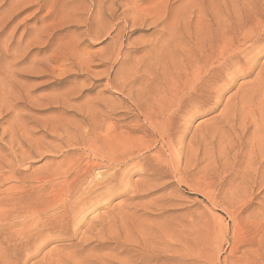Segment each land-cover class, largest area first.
I'll return each mask as SVG.
<instances>
[{"label": "rangeland", "instance_id": "obj_1", "mask_svg": "<svg viewBox=\"0 0 264 264\" xmlns=\"http://www.w3.org/2000/svg\"><path fill=\"white\" fill-rule=\"evenodd\" d=\"M118 1L119 0H110L108 3H105V5L107 4L104 11L106 13V18H104L105 20L101 22V24L95 7L97 0H0V160L6 158L7 161H12L11 163H13L12 166H14V168L26 167L27 173L42 171L47 162L51 160L59 162L63 158L59 153H55L56 155L53 154L54 157L51 156L49 150H53L59 145H62L63 141L70 136L69 134L78 131V133L80 132L84 135L85 132L90 131L94 133L95 137L98 135L108 137L113 133L116 134L117 125L119 124L122 126L121 131L125 137L120 149L126 152L124 153L125 156L123 160V162L126 163L125 167H123V163H118V167H114L111 166L108 161H105L104 164L106 163L107 168L106 165L103 166V164L102 167L95 170V172L98 173L96 174L97 177L95 182L97 180L101 181L107 179L108 177L111 178L113 174L115 177L113 179L114 181H112L113 183L110 187H107L108 189H98V192L96 191L97 193L95 192L92 195L94 197L90 198V201H88L90 204L87 203L86 207L85 205L81 206V209H84V215L82 211H80L81 209L79 210L80 214L78 213L79 211L76 212L75 216L77 218L74 220L77 222L72 221L67 225L69 227L62 226L63 229L61 227L58 229L53 228L41 233L39 230L37 231L39 227H36L32 221H28V232L31 233V235L34 233L32 236L35 237L33 239L31 237L29 240L30 242L27 241L29 243L26 244L24 249H21L24 245H21L19 248V244H22L21 241L24 243L26 239L24 238L25 236L22 235L20 238V234H18L17 236L19 237L17 238L15 233V236L11 238L12 240H5V238L2 239L0 236V264H178L179 262L181 264H257L256 261H258L259 264H264V186L259 185L256 181L251 184V181L253 182V174L251 173V177L248 173L246 174L247 179L248 176L250 178L248 181H242V179L238 178L240 175V178H242V176L245 178V173L247 171L252 172L257 166V161H259L255 160L256 157L259 159L257 141L264 140V127L261 129L262 126L259 124L261 122L259 121V115L256 109V100H254V106H247V108H249L248 110L244 106V101H247L248 99L246 98H249L251 95L249 93H252L255 89L253 88L255 87L253 84H257V82H255V77L263 75L262 77L264 78V50H262L264 49V43H257L258 45H254L255 49H253L254 52H252L257 53L253 54L251 52L248 54L249 57L251 54L253 55L250 57L251 59L247 56V58L250 59V61H248L250 63H246L243 59L240 60L242 61L241 63L245 65V68L243 66V68L241 67V63L240 65L237 63L234 67L232 65L227 71L224 73L222 72L221 76L226 79V84L222 82L224 80H222L223 78L221 77L219 80L222 83L220 82V84L218 81L216 82L218 84L213 83L209 88L205 89L203 96L205 98L201 101L202 96L199 95L198 92L195 94L193 93L192 82L184 88L186 91L184 89L181 91L179 88L173 91V87H175L174 82H176V80L179 86L181 84V80L178 79L177 75L178 72H182L181 68L184 66L180 63L182 56L176 59L175 65L174 63L172 65L170 59H167V65L170 69H168V73L169 71L172 73H169L170 76H168V73L162 76L160 66L157 64L152 65L150 63L151 59L147 60V58H145L144 63L140 65L136 63L144 54L143 48L148 44L146 42L153 36V32L158 28L155 27L156 25L150 24L148 20V24L147 21L143 23L141 21L133 22L131 18V7L136 8L135 10H137L138 6H143V10L149 8L146 10V13H148L151 8L157 7L155 5H159V2L162 0H156L157 3L154 2L155 0H138V2L137 0ZM126 1L128 4L125 3ZM179 1H182L181 4H179ZM120 2L123 6L126 5L123 7ZM166 2H168V21L174 22L177 20V22L170 23L171 28L177 31V34L185 31L186 26L185 28L183 27L182 20L188 13L185 15L182 14L181 7L182 4L187 3V0H168ZM204 3H208V0H205ZM145 5L147 6L145 7ZM189 6L187 11L190 12L192 20L187 29L193 32V22L195 14H197L196 9L198 6H194V4L192 6L189 4ZM124 8H129V11H125ZM154 9L152 10L153 12ZM139 10L140 8L138 11ZM143 10L139 13H142ZM177 11H180L177 13V15L180 14L179 16H176ZM102 25L108 27L110 33L95 36L94 34L97 30L102 28ZM117 28L120 31L119 35L115 36ZM117 45L122 47L121 55H126L125 61H128V57H130L127 63L125 61L122 63L124 60L123 55L121 57L122 59L119 56H115V51L119 47ZM258 48H261L262 51ZM125 51L126 53H124ZM223 52L224 50L220 51L219 54H215L211 59L206 60V62L200 59L197 63H193L192 66L185 64L186 73H190L191 68L203 64L204 67L200 75L203 74L201 75L202 77H205V75L207 76L206 72L210 71L208 69H213L219 65L215 59L223 54ZM112 56L114 57L112 58ZM254 56L255 59L253 58ZM133 59L137 61L134 60V63V61L132 62ZM145 61H148V64H145ZM177 62L178 65H181V68L175 70ZM184 63L185 62H183V64ZM131 64L132 67L133 65L135 66L133 69L137 67L142 69L144 66L151 65L150 67H152L159 76L156 81L165 79L164 83L158 85L161 89V93L163 92L161 95L163 97L160 99L161 102L159 101L158 105H156L150 113H147L144 108L140 110L137 104L141 103L139 94L143 92L147 97V101L153 102L152 97H149L148 93L154 90V86H149L145 80H143V85H141V83L138 84V82H140L139 79L136 80V83L135 79H133L134 75H130L131 77L128 75H124V77L121 76V72L128 68V65L130 67ZM120 65H122V67ZM237 65H239V68ZM248 66H250L249 68L252 70H250ZM174 70L178 72L175 73ZM229 70H233L234 73L232 71L229 72ZM241 70H244L245 73ZM246 72L248 73L246 74ZM232 75L236 76L232 78ZM166 76L169 79L168 81L166 80ZM187 76L189 77L190 74ZM171 77L174 78L172 79ZM125 80L127 81L125 82ZM133 80L134 82H132ZM248 81L252 82L249 84ZM107 82L110 83L107 84ZM111 82L119 83L123 86V89H119V87L115 86L113 87V85H110ZM262 82L264 83V81ZM123 84L127 86L124 87ZM195 84H197V82H195ZM215 85L216 87H214ZM218 85L222 86L221 89ZM240 85L243 90L245 89L244 92L239 88ZM167 86H170V89H167ZM224 87L226 88L224 89ZM124 88H127V90ZM129 88L130 92L128 90ZM216 88L219 89L218 92L212 91L214 89L216 90ZM127 91L129 94L126 93ZM210 91L213 94H211ZM205 92L207 94L209 93V95H206ZM179 93L181 95H179ZM215 93L218 94V97H216ZM234 93L237 94L234 95ZM219 94H222V96L219 97ZM62 95L63 97H61ZM256 95L257 94L254 93L253 97H257ZM192 96L194 98L197 97L199 104H197L198 102L195 103L203 109L197 106V110L196 107L194 108L195 104L191 101L194 100ZM208 96H210V101H208L209 99L204 100L208 98ZM67 98L70 99L69 102L66 101ZM190 101L191 103H189ZM229 101L231 103H228ZM185 102L187 106L183 104ZM209 102H211V104ZM177 103L180 104V106L177 105ZM222 103L225 106L228 104L227 107L229 110L225 109L227 107L224 105L223 107ZM234 103L240 106L241 109ZM188 104L189 106L192 104L191 107H189ZM209 104L212 105V109ZM141 105L144 106L145 103L142 102ZM159 105L160 108H158ZM231 106L234 108H231ZM164 107L165 110H163ZM179 108L182 111L179 110ZM183 109H185V112ZM169 111H171V113ZM224 112L226 117L223 116ZM88 113L96 115V124L87 117ZM183 113H185L184 115L186 116H184ZM174 114L176 117L174 116L173 118ZM227 114L229 115L227 116ZM217 115L218 117H215ZM243 115L246 116V119ZM145 117H147V119H145ZM219 117L222 118L220 119ZM155 118L156 120H154ZM216 118H218L217 121ZM242 118L243 120L245 119L243 123L240 122ZM164 120L166 121L165 123ZM250 120H252L253 123L249 122ZM223 121H225L227 125ZM170 122L172 123L170 124ZM217 123H219V127ZM221 123H223V126ZM49 124L51 126H49ZM164 125L167 128H164ZM171 125L174 126V128L176 127V131L173 127L171 128ZM214 127H216V129ZM242 128L245 130L246 134H248L247 136ZM112 130H114V132H112ZM248 130L251 131V133ZM234 132H237V134ZM174 133H178L177 136L174 135ZM167 136L168 138H166ZM179 136L184 137L178 139ZM248 138H250L251 141L248 140ZM257 138L258 140H256ZM233 139H235V142ZM228 140H231V142L233 141L232 143L230 142L232 145H229L230 143L228 144ZM237 140H239L240 144H238L239 142ZM168 141H173L172 149L174 150L169 151V149L166 148L165 145ZM57 142L59 144H57ZM182 142H184L183 145ZM243 145L246 149L243 148ZM222 146L226 148H222ZM223 149L224 151H222ZM159 150L160 152H157ZM82 151L83 150H77L76 153ZM251 151H254L255 154L254 152L251 153ZM170 152H173L172 154L174 155ZM241 152H246V159L243 153L241 155ZM178 154H182L183 156H178ZM224 154L227 157H225ZM250 155L253 157L255 156L254 160L251 161L252 164L254 162L253 165H251L248 160ZM18 156L20 158L24 156V160L19 164L15 163V158L17 159ZM233 156L235 157L233 158ZM240 157L248 161L243 162ZM185 158H188V160ZM237 158H239V160ZM126 160L129 163L132 161V163H130L131 165L127 163ZM133 161H137L139 164L137 162L133 163ZM242 163H244V165H242ZM239 164H241L242 167H240ZM248 164L251 167L248 166ZM177 165H179L180 168L177 167ZM146 166L151 171H149ZM236 166L237 168H235ZM238 166L242 170L247 168V171L245 170V172L243 171L244 173H241L242 170L239 169ZM253 166L254 168H252ZM123 168H125V170L128 169L126 170L127 173ZM248 168H250V170ZM4 170H6V168ZM110 170L111 175H109ZM142 170L144 172H140ZM99 172L101 174H99ZM113 172H116V174L118 172V174L116 175ZM151 173H153V175ZM119 174L124 176L125 181L119 178L121 177ZM232 176L235 179H233ZM116 178L120 180L119 182L121 185ZM236 181L239 182V185ZM123 183L124 186L122 185ZM232 183L234 184L231 186ZM245 183L248 184L245 185ZM0 184V191L10 185H19L17 182L14 184V181L6 183H2L1 181ZM230 186H234L233 188L236 190L230 188ZM239 186L240 188L242 186L243 191L242 189L239 190ZM120 187L123 190L120 189ZM246 187L251 188L249 189ZM109 189L111 192H109ZM115 189H117V191H114ZM107 190L109 191L107 192ZM99 192L102 193V195ZM64 193L66 194L65 191H63V194ZM106 193L110 195V198L108 196L109 199ZM127 203H129V206ZM131 204H133V206ZM90 205H93V207L88 208ZM125 210L128 211L126 212ZM119 216L120 218L118 219ZM165 227H167L166 229L168 230H165ZM79 228L80 230H78ZM59 229L62 230L58 231ZM178 229H181V231H178ZM170 231H172V233ZM49 232H51V234H49ZM181 232L183 233L181 234ZM162 234L165 236L163 237ZM178 234H180L179 236H182L183 239L182 237L177 239ZM77 235L81 238H78ZM38 238L43 239L39 240ZM8 240L9 242H7ZM16 240L18 243H21L18 244ZM161 240L163 241L161 242ZM146 244H148V246ZM150 245L153 247H150ZM157 245H159V247L164 246L165 248L163 247L160 249ZM155 246H157L156 249Z\"/></svg>", "mask_w": 264, "mask_h": 264}, {"label": "bare ground", "instance_id": "obj_2", "mask_svg": "<svg viewBox=\"0 0 264 264\" xmlns=\"http://www.w3.org/2000/svg\"><path fill=\"white\" fill-rule=\"evenodd\" d=\"M95 1V0H94ZM110 0H97V3L94 5L96 7V12L98 14V18L100 19V23L101 22H104V18H106V13L104 12L105 11V3H108ZM120 1V0H119ZM118 1V2H119ZM124 1V0H123ZM133 1V0H132ZM135 1V0H134ZM152 1V0H150ZM168 0H162L160 1L159 5H155L157 7H154V12L152 11L153 9L151 8L149 10L148 13H146V10L149 9H145L143 10V6L139 7L140 10L138 11V7H137V10H135L136 8L134 7H131V18L133 19L132 21L135 22V21H141L142 23L145 22V21H149L150 24H154L156 25L155 27H157L158 29H156L155 32H153V36H151L150 39H148V41L146 43H148L146 46H144V54L142 55V58H140V60H135L133 59L132 62L135 60L137 61L136 63L137 64H142L144 63V59L147 58V60L151 59V64H157L160 66L161 68V75L162 76H165L167 73H168V65H167V59H170V63L173 65H175V62L177 61L176 59L178 57H181V62L182 63V66L185 64H189V66L193 63H197L200 59L205 61L206 60H209L211 59L215 54H219L220 51L224 50L223 54H221L219 57H217L215 60L216 62H218V66H216L215 68L213 69H208L210 71H207V76L205 75V77H202L201 74V70L203 69L204 65L201 64L200 66H197V67H193L191 68V72L190 73H186V68L183 66L181 68V65H178V62L176 64V68L175 70H178L181 68V73H179L178 71H175L174 72H178V79L181 80V84L179 86V83H176L178 82L176 80V77H171L172 79L174 78L176 80L175 83V87H173V91H175L176 89H180L182 91V89H184L185 87H187L190 82L193 83V86H192V90L194 91L193 93H199V95L202 96L201 98V101H203V97L204 96V91L205 89L209 88V86L213 83H220L221 81L219 80L221 77L223 78V76H221L222 72L224 73L225 71H227L229 69L230 66L240 63L242 61H240L241 59H243L246 63H250L248 61H250V57H252L253 55L251 54V56L249 57L248 54H250L253 49H255V46L256 44L258 43H264V0H208V3H204L205 0H187V3L185 4H182V14H186L188 13L187 15L184 16V19L182 20V24H183V27L185 28L186 26V30L183 31V32H179V34H177V31H175L174 29L171 28V24L174 23L175 21L177 22V20H175L174 22H169L168 21V16H167V13H168V2H166ZM177 1V0H176ZM184 1V0H183ZM122 2V1H121ZM120 2L121 6L122 3ZM138 2V0H137ZM145 2V1H144ZM155 3L156 0L154 1ZM174 2V1H173ZM181 4L182 1H179ZM186 2V1H185ZM86 3V2H85ZM125 3L128 4V2L126 1ZM136 3V2H135ZM154 3V4H155ZM81 4V3H80ZM111 4V3H110ZM115 4V3H114ZM124 4V2H123ZM132 4V3H131ZM140 4V3H138ZM178 4V5H179ZM189 4L192 6L194 4L198 6V8L196 9L197 10V14H195V18H194V29H193V32L189 31L187 29V27L189 26V24L191 23V20H192V16L190 15V12L187 11V8ZM126 5V4H125ZM124 5V6H125ZM136 5V4H135ZM142 5V3H141ZM144 5V4H143ZM149 5V4H148ZM123 6V7H124ZM130 6V5H129ZM147 5H145L146 7ZM170 6V5H169ZM83 7V6H82ZM107 7V6H106ZM136 7V6H135ZM150 7V6H148ZM190 7V6H189ZM113 8V7H112ZM121 8V7H120ZM191 8V7H190ZM116 9V8H114ZM125 9V8H124ZM82 10V9H81ZM141 10H143L142 13H139ZM176 10V9H174ZM180 10V9H178ZM110 11V9H109ZM108 11V13H109ZM125 11H129V8H126ZM145 11V12H144ZM190 11V10H189ZM180 11H177L176 12V16H179L177 15V13H179ZM118 13V12H117ZM153 13V14H152ZM125 14V13H124ZM175 14V12H174ZM181 14V15H182ZM170 15V14H169ZM110 16V15H109ZM83 19V18H82ZM172 19V18H171ZM125 21V20H124ZM131 21V22H132ZM148 21H147V24H148ZM99 22V21H98ZM138 23V22H137ZM171 23V24H170ZM102 24V23H101ZM100 24V25H101ZM137 25V24H136ZM192 25V24H191ZM174 26V25H173ZM181 26V25H180ZM155 29V28H154ZM182 29V28H180ZM117 32L115 34V36L119 35V29L117 28L116 29ZM93 33V32H92ZM110 33L109 31V28L106 27V26H103L102 25V28L100 30H97V32L94 34L95 36H101L103 34H108ZM145 40V39H144ZM175 40V41H174ZM123 43V42H122ZM145 43V44H146ZM111 44V43H110ZM257 44V45H258ZM255 45V46H254ZM119 46L117 48V50L115 51V56L116 57H124V60L122 61V63L125 61L126 59V55L125 54H122L121 55V46L120 45H117ZM264 48V47H263ZM142 49V50H143ZM259 50H261V48H258ZM257 50V49H256ZM264 50V49H262ZM261 50V51H262ZM114 51V50H113ZM123 52V51H122ZM254 52V51H253ZM252 52V53H253ZM126 53V51L124 52ZM257 53V52H256ZM256 53H253V54H256ZM260 53V52H258ZM114 55V54H113ZM129 55V54H127ZM136 56V55H135ZM247 56L250 58L248 59ZM256 56V55H255ZM255 56L253 57L255 59ZM75 57V56H74ZM114 56H112L113 58ZM77 58V57H76ZM130 59V57H128ZM89 59V58H88ZM122 59V58H121ZM128 59V61H129ZM139 59V58H137ZM248 59V60H247ZM66 60V59H65ZM82 60V59H81ZM85 60V59H84ZM111 60V59H110ZM180 60V59H179ZM253 60V59H252ZM76 61V60H75ZM128 61H125L126 63ZM134 61V63H135ZM169 61V60H168ZM6 62V61H5ZM80 62V61H79ZM86 62V61H85ZM89 62V61H88ZM148 62V61H147ZM145 61V64L147 63ZM156 62V63H155ZM183 62H185L183 64ZM245 63V64H246ZM84 64V63H83ZM148 64V63H147ZM252 64V63H251ZM59 65V64H58ZM139 65H136V66H139ZM216 65V64H214ZM239 65L238 68H239ZM256 65V64H254ZM8 66V65H7ZM87 66V65H86ZM122 67V65H120ZM151 65L149 66H144L142 69L140 68H136V69H133L135 68V66L133 65L132 67V64L131 66L129 67V65L127 66L128 68H126L122 73V77H124V75H134V78L135 79V82L137 79L140 80L139 83H141V85H143V80H145L147 82V84L149 86H154V90L152 88L153 91H151V93H148L149 97H152V100L153 102H148L147 101V97L145 96L144 92L143 93H140L139 94V98H140V101L141 103L144 102L145 105L142 106L141 103L137 104V107L141 110L144 108V110L147 112V113H150L153 111V109L155 108L156 105H158L160 99L163 97L161 96L162 93H161V89L159 88V84H162L164 83V80H158V75H157V72L152 69V67H150ZM171 66V65H170ZM244 67L245 68V65H243L241 63V67ZM251 66V65H250ZM248 66V68L250 67ZM253 66V65H252ZM89 67V66H88ZM124 67V66H123ZM141 67V66H139ZM232 67V68H233ZM240 67V69H241ZM242 67V68H243ZM125 68V67H124ZM231 68V67H230ZM237 68V69H238ZM255 68V67H254ZM122 69V68H121ZM158 69V68H157ZM235 69V68H233ZM247 69V67H246ZM250 69V68H249ZM170 70V69H169ZM236 70V69H235ZM252 70V69H250ZM158 71V70H157ZM180 71V70H179ZM206 71V70H205ZM233 70H229V72ZM242 71V70H241ZM244 71V70H243ZM242 71V72H243ZM255 71V70H254ZM126 72V73H125ZM240 72V71H239ZM64 73V72H63ZM169 73H171L169 71ZM168 73V74H169ZM234 73V72H233ZM245 73V71H244ZM243 73V74H244ZM248 72H246L247 74ZM172 74V73H171ZM190 74V76L188 77L187 75ZM240 74V73H238ZM262 74V73H261ZM264 74V72H263ZM174 75V73H173ZM172 75V76H173ZM229 75V73H228ZM237 75V73H236ZM234 75V76H236ZM245 75V74H244ZM250 75V74H248ZM255 75V74H254ZM170 76V74L168 75ZM227 76V75H226ZM232 75V78L234 77ZM242 76V75H241ZM263 75H258L257 77H255V82H257V84H253V88H255L253 90V92L249 93L251 94L249 96V98H246L248 99L247 101H244V106L246 107V109L248 110L249 108H247V106H254V103L256 100V109L258 111V115H259V121L262 123H258L262 126L261 129L264 127V83L262 81H264V78L262 77ZM121 77V78H122ZM131 77V76H130ZM167 77V76H166ZM225 77V76H224ZM247 77V76H246ZM126 78V77H125ZM163 78V77H162ZM170 78V77H169ZM229 78V77H228ZM231 78V77H230ZM236 78V77H235ZM253 78V77H252ZM129 79V78H127ZM160 79V78H159ZM171 79V80H172ZM109 80V79H108ZM167 81L169 80L168 77L166 79ZM174 80V81H175ZM224 81L225 84H226V79H222ZM235 80V79H234ZM127 80H125L126 82ZM130 81V80H129ZM233 81V80H232ZM231 81V82H232ZM119 82V81H118ZM134 82V80L132 81ZM158 84H157V83ZM195 82H197V84H195ZM221 82V83H222ZM234 82V81H233ZM249 84L252 82L248 81ZM110 83V82H107V84ZM137 83V82H136ZM135 83V84H136ZM167 83V82H166ZM172 83V84H174ZM216 83V84H218ZM220 83V84H221ZM230 83V82H229ZM247 83V82H245ZM244 83V84H245ZM130 84V82H129ZM134 84V83H133ZM171 84V85H172ZM110 85H113V87H119V89H123V86L120 85L119 83L115 82V83H112ZM118 85V86H117ZM124 85V84H123ZM224 85V84H222ZM232 85V84H231ZM234 85V84H233ZM242 85V84H241ZM241 85L239 88H241ZM252 85V84H251ZM127 86V85H126ZM124 85V87H126ZM131 86V85H130ZM220 86V85H218ZM225 86V85H224ZM228 86V84H227ZM235 86V85H234ZM245 86V85H244ZM137 87V86H136ZM168 88L167 89H170L169 87L170 86H167ZM172 87V86H171ZM190 87V86H189ZM216 87V85L214 86ZM222 86H220V89H221ZM231 87V86H230ZM250 87V86H249ZM71 88V87H70ZM73 88V87H72ZM128 88V87H127ZM127 88H124L127 90ZM212 88V87H211ZM226 87H224L225 89ZM246 88V87H245ZM139 89V88H138ZM188 89V88H187ZM218 88H216V90H212V91H219V89L217 90ZM232 89V88H231ZM247 89H248V85H247ZM251 89V88H250ZM249 89V90H250ZM69 90V89H68ZM129 92H130V88L128 89ZM172 90V89H171ZM186 91V89H184ZM191 90V91H192ZM238 90V89H237ZM241 90L244 92L245 89L243 90V88H241ZM125 91V90H124ZM132 91V90H131ZM172 91V92H173ZM184 91V92H185ZM209 91V90H208ZM165 92V91H164ZM167 92V91H166ZM171 92V93H172ZM207 92V90H206ZM205 92V93H206ZM225 92V91H224ZM237 92V91H236ZM248 92V91H247ZM77 93V92H76ZM128 93V91L126 92ZM183 93V92H182ZM188 93V92H187ZM186 93V95H187ZM190 93V92H189ZM211 93V91H210ZM220 93V92H219ZM239 93V92H238ZM257 94L256 96L257 97H253V94ZM129 94V93H128ZM192 94V95H194ZM213 94V93H211ZM223 94V93H222ZM222 94L220 95L219 94V97L222 96ZM237 94V93H234V95ZM242 94V93H240ZM56 95V94H55ZM78 95V94H77ZM101 95V94H100ZM131 95V94H130ZM179 95H181L179 93ZM178 95V96H179ZM206 95H209V93ZM216 97H218L217 93H215ZM244 95V94H243ZM18 96V95H17ZM72 96V95H71ZM98 96V95H97ZM190 96V95H188ZM214 96V95H213ZM212 96V97H213ZM242 96V95H241ZM241 96H239L240 98H242ZM247 96V95H246ZM55 97V96H54ZM63 97V95L61 96ZM67 97V96H66ZM131 97V96H130ZM177 97V95H176ZM193 97V96H192ZM215 97V96H214ZM232 97V96H230ZM106 98V97H105ZM172 98V97H171ZM184 98V97H183ZM182 98V99H183ZM189 98V97H188ZM194 98V97H193ZM210 96H208V98L204 99V100H207L209 99ZM229 98V97H228ZM236 98V97H235ZM238 98V97H237ZM239 98V99H240ZM96 99V98H95ZM150 99V98H149ZM190 99V98H189ZM192 99V98H191ZM211 99H214V98H211ZM222 99V97H221ZM238 99V100H239ZM245 99V98H244ZM167 100V99H166ZM171 100V99H170ZM216 100V99H215ZM220 100V98H219ZM67 102L70 101L69 98L66 99ZM86 101V100H85ZM138 101V100H137ZM176 101V100H175ZM193 101L192 103L195 104L194 108L197 106L195 102H198V99L197 97L194 98V100H191ZM191 101L189 103H191ZM210 101V99L208 100ZM212 101V100H211ZM218 101V100H217ZM221 101V100H220ZM219 101V102H220ZM241 101V100H240ZM240 101H239V104H240ZM161 102V101H160ZM164 102V101H163ZM215 102V101H214ZM60 103L62 104V102L60 101ZM87 103V102H86ZM135 103V102H134ZM133 103V104H134ZM211 104V102H209ZM228 103H231L230 101ZM236 103V102H235ZM234 103V104H235ZM243 103V102H242ZM183 104H186L187 106V103H183ZM199 104V102L197 103ZM203 104V102H202ZM201 104V105H202ZM207 104V102H206ZM209 104V105H210ZM83 105V104H82ZM163 105V104H162ZM166 105V104H165ZM177 105L180 106V104L177 103ZM192 105V104H191ZM191 105L188 106L191 107ZM219 105V104H218ZM224 104L222 103V106ZM228 105V104H227ZM227 105L225 107H227ZM232 105V104H231ZM238 108H240V106H238L237 104H235ZM234 105V106H235ZM63 106V105H62ZM96 106V105H95ZM184 106V105H183ZM192 106V107H193ZM211 109H212V105H210ZM216 106V105H215ZM223 106V107H224ZM124 107V106H123ZM163 107V106H161ZM197 107H200L201 109H203L201 106H197ZM197 107H196V110H197ZM207 107V106H206ZM209 107V106H208ZM230 107V106H229ZM233 106H231L232 108ZM136 108V107H135ZM160 108V105L159 107ZM171 108V107H170ZM184 108V107H183ZM234 108V107H233ZM254 108V107H253ZM252 108V109H253ZM189 109H192V108H189ZM187 109V110H189ZM225 109H228L229 108H225ZM224 109V110H225ZM241 109V108H240ZM245 109V108H244ZM243 109V110H244ZM130 110V109H129ZM159 110V109H157ZM165 110V107L164 109ZM172 110V109H170ZM179 110H181L179 108ZM199 110V108H198ZM182 111V110H181ZM180 111V113H181ZM183 111L185 112V109H183ZM191 111V110H190ZM211 111V110H209ZM222 111V110H221ZM113 112V111H112ZM159 112V111H158ZM171 113V111H169ZM176 112V110H175ZM187 112V111H186ZM193 112V110H192ZM191 112V113H192ZM226 112V111H225ZM225 112H224V117L225 116ZM229 112V111H227ZM79 113V112H78ZM118 113V112H117ZM173 113H174V110H173ZM179 113V112H177ZM188 113V112H187ZM190 113V114H191ZM205 113V112H203ZM106 114V113H105ZM119 114V113H118ZM161 114V113H160ZM185 113H183L184 115ZM195 114V113H193ZM231 114V112H230ZM253 114V113H252ZM81 115V114H80ZM182 115V114H181ZM222 115V114H221ZM229 114H227L228 116ZM235 115V114H234ZM237 115V113H236ZM240 115V114H239ZM246 115V114H245ZM243 115V117L245 116ZM95 114H90L88 113L87 114V117L90 118V121H92L94 124L97 123V120L95 119ZM153 116V115H151ZM166 116V114H165ZM175 114L173 115V118H174ZM179 116V115H177ZM186 116V115H184ZM247 116V115H246ZM246 116H245V119H246ZM257 116V115H256ZM50 117V116H49ZM56 117V116H55ZM64 117V116H63ZM136 117V116H135ZM168 117V116H167ZM170 117V116H169ZM176 117V116H175ZM181 117V116H179ZM178 117V119H179ZM193 117V116H192ZM215 117H218L215 116ZM214 117V118H215ZM231 117V116H230ZM229 117V118H230ZM239 117V116H238ZM248 117V116H247ZM51 118V117H50ZM49 118V119H50ZM67 118V117H66ZM165 118V117H164ZM213 118V119H214ZM220 118V117H219ZM222 118V117H221ZM220 118V119H221ZM235 118V117H234ZM237 118V117H236ZM250 118V117H248ZM53 119V117H52ZM59 119V118H58ZM78 119V118H77ZM124 119V118H123ZM145 119H147V117H145ZM160 119V118H158ZM177 119V118H176ZM181 119V118H180ZM185 119V118H184ZM232 119V118H231ZM244 119V120H245ZM253 119V118H252ZM65 120V119H63ZM72 120V118H71ZM74 120V119H73ZM82 120V119H81ZM101 120V119H100ZM156 120V118L154 119ZM174 120V119H173ZM218 120V118H216V121ZM230 120V119H229ZM234 120V119H233ZM243 118L240 122L243 123ZM255 120V119H254ZM253 120V121H254ZM258 120V119H257ZM46 121V120H45ZM59 121V120H58ZM70 121V120H69ZM159 121V120H158ZM172 121V120H170ZM177 121V120H176ZM215 121V123H216ZM232 121V120H231ZM237 121H238V118H237ZM52 122V121H50ZM63 122V121H62ZM162 122V121H161ZM166 121L164 120V123ZM178 122V121H177ZM214 122V121H213ZM224 123H226L225 121H223ZM230 122V121H228ZM233 122V121H232ZM239 122V121H238ZM237 122V123H238ZM249 122L253 123L252 120H250ZM248 122V123H249ZM49 123V122H48ZM66 123V122H65ZM77 123V122H76ZM163 123V124H164ZM169 123V122H168ZM172 122H170L171 124ZM175 123V122H174ZM256 123V122H255ZM56 124V123H55ZM62 124V123H61ZM105 124V123H104ZM222 126H223V123H221ZM220 124V126H221ZM232 124V123H231ZM230 124V125H231ZM245 124V123H244ZM243 124V125H244ZM78 125V124H77ZM143 125V124H142ZM159 125V124H158ZM218 127H219V123H217ZM227 125V123H226ZM236 125V123H235ZM45 126V125H44ZM49 126H51L49 124ZM59 126V125H58ZM118 126V127H117ZM115 127H117V130L119 128V132L116 130V134L113 133L111 134L110 136L108 137H105V136H102V135H98L97 137L94 136V133L92 132H85L84 135H82L80 132L78 133V131H76L75 133H72V132H69V133H72V134H69L70 136L67 137V139L65 141H63V144L62 145H59L58 147H56L55 149L53 150H49V153L51 154V156H53V154L55 153H59L60 155H62V159L59 161V162H54L53 160L47 162L45 164V167L42 171H32L30 173H27L26 172V167L25 168H14L13 163H11L9 160L7 161V159H3V160H0V182L2 181V183H6V182H12L14 181V184L15 182H17V184L19 185H10V186H7L6 188H4L3 190L0 191V236L1 238H5L6 239H11L12 237H14L15 235L17 236L18 234H20V238L21 236H25L24 238L25 241L23 243V241H20L22 242V244H19L21 242L18 243L17 239V243L20 245L19 248L21 247V245H24V247L22 246L21 249L25 248L26 244L29 243L30 241V238L32 237V239L35 237H33L32 235L34 233H29L28 232V221H32V223L36 226V227H39L37 228V231L39 230L41 233L45 232L46 230H49V229H53V228H59L61 227L63 229V227L69 225L72 221H75L74 219L77 218L75 215H76V212H78L82 207L81 206H84L86 207L87 203H89L88 201H90V198L94 197L92 196L98 189H101V188H105V189H108L107 187H110L111 184L113 183L112 181H114L113 179L115 178L114 177V174L113 176H111V178H107V179H103L101 181L97 180L95 182V179H96V174H98L97 172H95L96 169H99L100 167H102V165L104 164L105 161H108L111 166H117L118 163H123L125 167V164L123 162L124 160V153H126L125 151L123 152V150L120 149V146L122 144V142L125 140V137L123 136V133L121 131V125H117ZM141 126V125H140ZM167 126V125H166ZM169 126V125H168ZM214 126V125H213ZM225 126V125H224ZM249 126V125H248ZM53 127V126H52ZM74 127V126H73ZM174 128V126L171 125V128ZM217 127V128H218ZM227 127V126H226ZM241 127V126H240ZM253 127V126H252ZM133 128V127H132ZM156 128V127H155ZM164 128H167L165 127L164 125ZM170 128V127H169ZM176 128V127H175ZM174 128V130H175ZM216 129V127H214ZM228 128V127H227ZM226 128V129H227ZM234 128V126H233ZM232 128V129H233ZM239 128V127H238ZM251 128V127H250ZM255 128V127H254ZM104 129V128H103ZM115 129V128H114ZM222 129V128H221ZM224 129V127H223ZM230 129V128H229ZM240 129V128H239ZM252 129V128H251ZM49 130V128H48ZM67 130V129H66ZM65 130V131H66ZM74 130V129H73ZM79 130V129H77ZM110 130V129H109ZM179 130V128H178ZM218 130V129H217ZM231 130V129H230ZM242 130H244L242 128ZM255 130V129H254ZM258 130V129H257ZM260 130V129H259ZM4 131V130H3ZM11 131V129H10ZM54 131V130H53ZM52 131V132H53ZM59 131V130H58ZM172 131V130H171ZM176 131V130H175ZM174 131V132H175ZM241 131V130H240ZM249 131V130H248ZM256 131V130H255ZM12 132V131H11ZM60 132V131H59ZM84 132V131H83ZM112 132H114V130H112ZM118 132V133H117ZM167 132V131H166ZM245 132V130H244ZM251 133V131H249ZM248 132V133H249ZM259 132V131H258ZM261 132V131H260ZM57 133V132H55ZM161 133V132H160ZM170 133V132H169ZM230 133V132H229ZM235 133V132H234ZM233 133V134H234ZM243 133V132H242ZM241 133V135H242ZM253 133V132H252ZM257 133V132H256ZM129 134V133H128ZM173 134V133H172ZM178 134V133H177ZM176 133H174V135L177 136ZM228 134V133H227ZM237 134V132L235 133ZM246 134V132H245ZM62 135V134H61ZM66 135V134H65ZM78 135V136H77ZM164 135V134H163ZM229 135V134H228ZM240 135V134H239ZM238 135V136H239ZM248 134H246L247 136ZM251 135V134H250ZM166 136V135H165ZM172 136V135H171ZM174 136V137H176ZM181 136V135H180ZM178 137V139L180 138H183V137ZM223 136V135H222ZM231 136V135H230ZM233 136V135H232ZM245 136V137H246ZM60 137V136H59ZM173 137V138H174ZM168 138V136L166 137ZM230 138V137H229ZM233 138V137H232ZM240 138V136H239ZM238 138V139H239ZM251 138V137H250ZM250 138H248V140H250ZM261 138V136H260ZM27 139V138H26ZM43 139V138H42ZM137 139V138H136ZM176 139V138H175ZM227 139H228V136H227ZM237 139V138H236ZM247 139V138H246ZM254 139V138H253ZM1 140V139H0ZM164 140V139H163ZM169 140V139H168ZM183 140V139H182ZM220 140V139H219ZM240 140V139H239ZM239 140H237L239 142ZM258 140V138L256 139ZM263 140V139H262ZM34 141V140H33ZM155 141V139H154ZM181 141V140H180ZM229 141V140H228ZM233 141L235 142V139H233ZM232 141V142H233ZM244 141V139H243ZM251 141V140H250ZM255 141V139H254ZM12 142V141H11ZM153 142V141H152ZM231 142V140L228 142V144ZM231 142V143H232ZM156 143V142H155ZM179 143V142H178ZM184 142H182V145H183ZM229 144V145H232V144ZM247 143V142H246ZM253 143V142H252ZM57 144H59L57 142ZM154 144V143H153ZM177 144V142H176ZM227 144V145H228ZM240 144V142L238 143ZM244 144V143H242ZM251 144V142H250ZM15 145V144H14ZM181 145V146H182ZM228 145V146H229ZM7 146V145H6ZM19 146V145H18ZM167 149H169V151L171 150H174L172 149L173 148V141L172 142H167V144L165 145ZM239 146V145H237ZM249 146V145H248ZM252 146V145H251ZM250 146V148H251ZM44 147V146H43ZM148 147V146H147ZM224 146H222L223 148ZM234 147V146H233ZM16 148V146H15ZM46 148V147H45ZM50 148V147H49ZM48 148V149H49ZM164 148V147H163ZM183 148V147H182ZM181 148V150H182ZM226 148V147H224ZM230 148V147H229ZM228 148V149H229ZM243 148L244 145H243ZM256 148V147H255ZM257 148H258V158L257 157L255 158V160H259L257 161V166L254 168V166L252 168L253 171L252 172H248L246 169V173H245V178L247 179V176L246 174L248 173V175L251 177L253 174V182L251 181V184L254 183L255 181L259 183V185H263L264 186V140L263 141H257ZM135 149V148H134ZM140 149V147H139ZM188 149V148H187ZM231 149H232V146H231ZM246 149V148H245ZM249 149V148H247ZM252 149V148H251ZM14 150V149H13ZM38 150V149H37ZM36 150V151H37ZM77 150H83L82 152H77ZM138 150V149H137ZM165 150V149H164ZM189 150H190V147H189ZM193 150V149H192ZM195 150V149H194ZM221 150V149H220ZM219 150V151H220ZM235 150V148H234ZM234 150H233V154H234ZM239 150V149H238ZM240 150H241V146H240ZM255 150V149H254ZM136 151V150H135ZM140 151V150H138ZM144 151V150H143ZM177 151V150H176ZM186 151V150H185ZM196 151V150H195ZM224 151V149L222 150ZM221 151V153H222ZM227 151V150H226ZM225 151V152H226ZM230 151V149H229ZM232 151V150H231ZM237 151V149H236ZM243 151V150H242ZM247 151V150H245ZM17 152V151H16ZM157 152H160L157 151ZM181 152V151H180ZM179 152V153H180ZM228 152V151H227ZM238 152V151H237ZM254 152V151H253ZM251 151V153H253ZM23 153H26V152H23ZM171 153V152H170ZM173 153V152H172ZM171 153V154H172ZM176 153V152H175ZM183 153V152H182ZM189 153V152H188ZM220 153V152H219ZM224 153V152H223ZM232 153V152H230ZM240 153V152H239ZM243 152H241V155H242ZM246 153V152H245ZM243 153V156L244 158L246 159V154ZM129 154V153H128ZM133 154V153H132ZM170 154V155H171ZM228 154V153H227ZM245 154V155H244ZM255 154V152H254ZM253 154V155H254ZM25 155V154H24ZM56 155V154H55ZM169 155V156H170ZM174 155V154H172ZM182 154H178V156H180ZM220 155V154H219ZM238 155V154H237ZM127 156V155H126ZM136 156V155H135ZM160 156V155H159ZM183 156V155H182ZM225 157H227L225 154H224ZM29 157V156H28ZM54 157V156H53ZM58 157V156H57ZM60 157V156H59ZM134 157V156H133ZM143 157V156H142ZM161 157V156H160ZM222 157H223V154H222ZM221 157V158H222ZM232 157V156H231ZM235 156H233L234 158ZM255 157V156H254ZM254 157L253 156H249L248 157V160L250 161V164H252L251 161L254 160ZM18 158H20L18 156ZM16 159L15 158V163L19 164L21 163L23 160H24V156L21 157L20 159ZM139 158V157H138ZM145 158V156H144ZM178 158V157H177ZM230 158V156H229ZM231 158V159H233ZM241 158V157H240ZM244 158H241V160H243ZM134 159V158H132ZM143 159V158H141ZM186 159V158H185ZM239 160V158H237ZM236 159V160H237ZM140 160V159H139ZM138 160V162H139ZM188 160V158L186 159ZM223 160H224V157H223ZM230 160V159H229ZM240 160V161H241ZM248 160H243L244 161H248ZM144 161V160H143ZM185 161V160H184ZM231 161V160H230ZM240 161H237V162H240ZM255 161V162H256ZM107 162V163H108ZM127 162V160H126ZM135 161H133L134 163ZM137 162V161H136ZM135 162V163H136ZM137 162V163H138ZM187 162V161H186ZM227 162V160H226ZM232 162V161H231ZM242 162V161H241ZM240 162V163H241ZM129 163V162H127ZM132 163V161L130 162ZM129 163V164H130ZM188 163V162H187ZM225 163V162H224ZM235 163V162H234ZM139 164V163H138ZM136 164V165H138ZM141 164V163H140ZM156 164V163H155ZM159 164V163H158ZM157 164V165H158ZM182 164V163H181ZM223 164V163H222ZM233 164V163H232ZM237 164V163H236ZM106 163L103 165L105 166ZM131 165V164H130ZM133 165V164H132ZM146 165V164H145ZM161 165V164H160ZM187 165V164H186ZM185 165V166H186ZM224 165V164H223ZM226 165V164H225ZM235 165V164H234ZM242 165H244V163H242ZM18 166V165H17ZM110 166V165H109ZM108 166V167H109ZM151 166V165H150ZM168 166V165H167ZM166 166V167H167ZM228 166V165H227ZM230 166V164H229ZM240 167L241 164H239ZM238 166V168H239ZM245 166H246V163H245ZM248 166H250L248 164ZM118 167V166H117ZM116 167V168H117ZM120 167V166H119ZM131 167V166H130ZM153 167V166H152ZM157 167V166H156ZM155 167V169H156ZM169 167V166H168ZM177 167L180 168L179 165H177ZM251 167V166H250ZM6 168V170H4ZM106 168H107V165H106ZM105 168V169H106ZM126 168H127V165H126ZM129 168V167H128ZM143 168V167H142ZM146 168H148L146 166ZM160 168V167H159ZM237 168V166L235 167ZM245 168V167H244ZM102 169V168H101ZM100 169V170H101ZM118 169V168H117ZM120 169V168H119ZM122 169V167H121ZM125 170V168H123ZM141 169V168H140ZM145 169V168H143ZM166 169V168H165ZM173 169V168H172ZM190 169V168H189ZM225 169H226V166H225ZM234 169V168H233ZM241 169V168H239ZM250 170V168H248ZM114 170V168H113ZM124 170H121V171H124ZM128 170V169H126ZM125 170V172H126ZM146 170V169H145ZM149 170V168H148ZM147 170V171H148ZM160 170V169H159ZM228 170V169H227ZM242 170V169H241ZM245 170L243 169L241 173H244ZM99 171V170H98ZM146 171V173H147ZM151 171V170H149ZM161 171V170H160ZM229 171V170H228ZM227 171V172H228ZM244 171V172H243ZM108 172V171H107ZM111 172V170L109 171V173ZM124 172V174H125ZM140 172H144L143 170L140 171ZM155 172V171H154ZM158 172V171H157ZM164 172V171H163ZM231 172V171H230ZM233 172V171H232ZM116 174V172H113ZM120 173V172H119ZM127 173V172H126ZM179 173V172H178ZM238 173V172H237ZM251 173V174H250ZM4 174V175H3ZM99 174H101L99 172ZM118 174V172H117ZM116 174V175H117ZM153 175V173H151ZM234 174V172H233ZM111 175V173L109 174ZM120 175V174H119ZM148 175V174H147ZM163 175V174H162ZM229 175V174H228ZM121 176V175H120ZM241 176V175H240ZM240 176L238 177L239 179H242V181H248L249 176H248V179L246 180L243 176L242 178H240ZM117 177V176H116ZM122 177V178H121ZM119 177L120 179H123L125 181V178L124 176H121ZM149 177V176H148ZM156 177V176H155ZM228 177V176H227ZM233 177V176H232ZM235 177V175H234ZM233 177V179H235ZM230 178V177H229ZM245 180H244V179ZM237 179V178H236ZM116 180H118V182L120 181L119 179L116 178ZM122 180V181H123ZM252 180V179H251ZM232 181V180H230ZM229 181V182H230ZM235 181V180H234ZM240 181V180H239ZM241 181V182H242ZM127 182V181H126ZM237 184L239 185V182L236 181ZM116 183V181H115ZM120 183V182H119ZM234 183L231 184V186L233 185ZM235 184V185H237ZM248 184V183H245V185ZM1 185V184H0ZM121 185V183H120ZM124 186V183L122 184ZM126 185V184H125ZM237 185V186H238ZM115 186V185H114ZM117 186V185H116ZM230 188H233L231 187ZM261 187V186H259ZM258 187V189H259ZM126 188V187H125ZM237 188V187H236ZM246 188H251V187H246ZM114 189V188H113ZM120 189H122L120 187ZM234 189V188H233ZM242 189V186L240 188L239 186V190ZM110 190V189H109ZM107 190V192L109 191ZM123 190V189H122ZM121 190V191H122ZM236 190V189H234ZM63 191L66 192V194L64 195L63 194ZM100 191V190H99ZM103 191V190H101ZM106 191V190H105ZM104 191V193H105ZM114 191H117V189H115ZM113 191V192H114ZM125 191V190H124ZM230 191V190H229ZM228 191V192H229ZM243 191V189H242ZM246 191V190H244ZM98 192V191H97ZM96 192V193H97ZM111 192V190L109 191ZM232 192V190H231ZM238 192V191H237ZM240 192V191H239ZM247 193H249L248 191H246ZM246 192H245V195H246ZM100 193V192H99ZM119 193V192H117ZM230 193V192H229ZM243 193V192H242ZM102 195V193H100ZM233 194V193H232ZM95 195H98V194H95ZM107 195V193H106ZM135 195V194H134ZM137 195V194H136ZM244 195V194H243ZM110 198V195H107V198ZM111 196H112V193H111ZM132 196V195H130ZM106 197V196H105ZM104 197V198H105ZM128 197V196H127ZM96 198V197H95ZM101 198V197H100ZM108 198V199H109ZM127 199V198H126ZM129 199V198H128ZM93 200V199H92ZM103 200V199H101ZM106 200V199H105ZM94 201V200H93ZM133 201V200H131ZM97 202L99 203V201L97 200ZM109 202V201H108ZM94 203V202H93ZM92 203V204H93ZM132 203V202H131ZM90 204V203H89ZM97 204V203H96ZM100 204V203H99ZM128 206H129V203H127ZM95 205V204H94ZM126 205V204H125ZM133 206V204H131ZM136 205V204H135ZM98 206V205H97ZM104 206V205H103ZM80 207V208H79ZM88 207V206H87ZM90 207H93V205L89 206L88 208ZM127 207V205H126ZM61 208V209H59ZM95 208V207H94ZM84 209H81L80 211H82V214H83V211ZM93 210V208H92ZM80 211L78 212L80 214ZM121 211V210H120ZM126 212L128 210H125ZM77 213V215H78ZM124 213V211H123ZM125 214V213H124ZM84 215V214H83ZM129 215V213H128ZM112 216V215H111ZM99 217V215H98ZM97 217V218H98ZM126 217V216H125ZM120 218V216L118 217V219ZM101 219V218H100ZM104 219V217H103ZM115 219V218H114ZM127 219V218H126ZM113 220V219H112ZM106 221V220H105ZM77 222V221H75ZM121 222V220H120ZM124 222V220H123ZM92 223V222H91ZM129 223V221H128ZM76 224V223H75ZM95 224V223H94ZM100 225V224H99ZM113 225V224H111ZM121 225V224H120ZM63 226V227H62ZM69 227V226H67ZM72 227V226H71ZM80 227V226H79ZM119 227V226H118ZM170 227V225H169ZM20 228V229H18ZM27 228V229H26ZM74 228V226H73ZM72 228V229H73ZM92 228V227H91ZM167 227H165V230H168L166 229ZM172 228V226H171ZM62 229H59L58 231L62 230ZM120 229V228H118ZM175 229V228H174ZM80 230V228L78 229ZM93 230V229H92ZM66 231V230H65ZM96 231V230H95ZM173 231V230H172ZM172 231H170L172 233ZM178 231H181V229H178ZM28 232V234H27ZM39 232V233H40ZM52 232V231H51ZM51 232H49V234H51ZM71 232V231H70ZM74 232V230H73ZM91 232V231H90ZM111 232V231H110ZM117 232V231H116ZM150 232V231H149ZM163 232V231H162ZM165 232V231H164ZM16 233V234H15ZM55 233V232H54ZM155 233V232H154ZM170 233V234H171ZM176 233V232H175ZM180 233V232H179ZM183 232H181L182 234ZM15 234V235H14ZM36 234V233H35ZM48 234V233H47ZM71 234V233H70ZM76 234V232H75ZM78 234V233H77ZM149 234V233H148ZM166 234V233H165ZM168 234V235H170ZM40 235V234H39ZM44 235V234H43ZM72 235V234H71ZM117 235V234H116ZM150 235V234H149ZM154 235V234H153ZM163 235V234H162ZM167 235V234H166ZM176 235V234H175ZM180 234H178V237H182V236H179ZM47 236V235H46ZM78 236V235H77ZM76 236V237H77ZM118 236V235H117ZM122 236V235H121ZM120 236V237H121ZM144 236V235H142ZM165 235H163L164 237ZM171 236V235H170ZM169 236V237H170ZM174 236V235H173ZM19 236H17L18 238ZM43 237V236H41ZM74 237V236H73ZM75 237V238H76ZM80 236H78L79 238ZM127 237V236H126ZM145 238H147L146 236H144ZM158 237V236H157ZM159 237H160V234H159ZM168 237V238H169ZM172 237V236H171ZM23 238V237H22ZM23 238V239H24ZM81 238V237H80ZM103 238V237H102ZM128 238V237H127ZM152 238V237H151ZM162 238V237H161ZM16 239V238H15ZM22 239V240H23ZM39 239V238H38ZM41 239V238H40ZM39 239V240H40ZM43 239V238H42ZM41 239V240H42ZM83 239V238H82ZM160 239V238H159ZM171 239V238H169ZM183 239V237H182ZM12 240V239H11ZM36 240H37V237H36ZM88 240V239H87ZM116 240V239H115ZM141 240V239H140ZM158 240V239H157ZM29 241V242H27ZM151 241V240H150ZM163 240H161L162 242ZM166 241V240H164ZM169 241V240H168ZM186 241V240H185ZM9 242V240L7 241ZM14 242V241H13ZM184 242V240H183ZM80 243V242H79ZM147 243V242H146ZM159 243H160V240H159ZM158 243V244H159ZM180 243V242H179ZM195 243V242H194ZM11 244V242H10ZM140 244V243H139ZM143 244V243H142ZM153 244V243H152ZM151 244V245H152ZM162 244V243H161ZM160 244V245H161ZM167 244V243H166ZM145 245V244H144ZM148 246V244H146ZM150 247H153L151 246ZM154 245V244H153ZM156 245V244H155ZM163 245V244H162ZM184 245V244H183ZM196 245V244H195ZM17 246V245H16ZM159 247V245H157ZM155 246V249L156 247ZM167 246V245H166ZM149 247V248H150ZM164 247V246H163ZM162 246H160L159 248H163ZM186 247V246H185ZM184 247V248H185ZM198 247V246H197ZM165 248V247H164ZM158 249V248H157ZM148 250V249H146ZM169 250V249H168ZM167 250V251H168ZM9 251V250H8ZM150 251V249H149ZM153 251V250H152ZM165 251V250H164ZM170 251V250H169ZM7 252V251H5ZM145 252V251H144ZM182 252V251H181ZM180 253V252H179ZM185 254V253H184ZM150 255V253H149ZM179 255V254H178ZM149 257V256H148ZM151 257V256H150ZM181 258V257H180ZM184 259V257H183ZM181 260V259H180ZM250 260V259H249ZM258 260V259H257ZM260 261V260H259ZM262 261V260H261ZM248 262V261H247ZM246 262V263H247ZM257 264L258 261H256ZM180 263V262H179ZM178 263V264H179ZM181 264V263H180ZM183 264V263H182ZM186 264V263H184Z\"/></svg>", "mask_w": 264, "mask_h": 264}]
</instances>
